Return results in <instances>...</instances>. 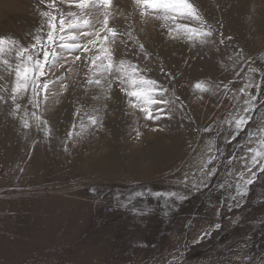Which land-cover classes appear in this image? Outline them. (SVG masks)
<instances>
[{
	"label": "rangeland",
	"instance_id": "rangeland-1",
	"mask_svg": "<svg viewBox=\"0 0 264 264\" xmlns=\"http://www.w3.org/2000/svg\"><path fill=\"white\" fill-rule=\"evenodd\" d=\"M189 2L164 19L136 0H0V264H264V0ZM61 16L89 24L60 32ZM36 37L57 54L48 88L14 92ZM121 62L156 82V118Z\"/></svg>",
	"mask_w": 264,
	"mask_h": 264
},
{
	"label": "snow or ice",
	"instance_id": "snow-or-ice-1",
	"mask_svg": "<svg viewBox=\"0 0 264 264\" xmlns=\"http://www.w3.org/2000/svg\"><path fill=\"white\" fill-rule=\"evenodd\" d=\"M76 3V6H78L81 9L87 8L89 6L90 0H74ZM97 2L101 5H110L111 0H97ZM137 4H142L146 9H152V10H160L165 13L164 19H168L169 15L168 14H173V18L175 15H184L188 17H193L196 16V10L194 9L193 5L189 2V0H136ZM43 15L48 16L49 14L45 12ZM56 17L52 16L51 19L49 20L48 27L50 29H55V21ZM107 16L105 17V26L107 25ZM83 25H88L89 21L84 20L82 22ZM80 22H69L67 24V29L65 28V19L63 16L60 17L59 19V31L60 32H66L68 29H78L82 26ZM108 33L111 35L115 36V32L113 29H107ZM190 32H194V29H188ZM97 35H99L97 33ZM203 35H211L210 32L203 33ZM37 40V44L40 46V50L43 53V60L36 58L34 59L31 54L27 55L25 57V60L28 62L27 64L24 63L22 60L20 64L17 65V68L15 70V75H16V84L13 89L14 92H17L19 90L26 89L29 86V82H31L33 86V90L36 91L37 89L41 90H47L48 88V83L45 82L42 86L37 83V80L39 76H43L44 69L49 65L50 63V56H51V63H55L56 61V53L55 52H49L43 42L41 41L40 37L35 38ZM75 40L76 37L75 35L69 34L67 37L61 36L60 40ZM103 39H107V35L103 37ZM47 41L50 43H55V38H54V32L49 31L47 34ZM10 41L6 37H0V54H2L5 51V45L9 44ZM14 43V42H11ZM89 43H93L92 41H89ZM62 47H68V48H77L79 45L75 44H64L61 45ZM33 49L37 47L36 44H34ZM106 51V50H103ZM27 49H21L17 53V57L23 56L25 53H27ZM39 56V53H37V57ZM107 58V57H106ZM100 57L97 56L96 60H99ZM95 62V61H94ZM7 63V61H5ZM104 66V65H102ZM107 70H111L112 64L109 62L106 66ZM118 71L124 72V73H129L130 72V78L129 82L131 86L133 87V90L129 93L130 96L135 97L137 101L140 102L142 105L141 110L146 113V118L147 119H154L151 111V107L153 104H162L165 103L163 100H157L154 97L158 93V89L156 88V82L151 81V80H146L143 78L136 79L135 74L137 72V69L135 66H125L123 62H121ZM96 83H99V81H96ZM197 87H200L199 84H197ZM162 94V93H161ZM135 106V105H133ZM93 123L95 121L93 120ZM243 121H237V127H239ZM27 122H25V127H27ZM259 155V153H258ZM247 183L250 185L253 183L252 180H248ZM137 195H140L137 193ZM170 195H175V193H171Z\"/></svg>",
	"mask_w": 264,
	"mask_h": 264
}]
</instances>
